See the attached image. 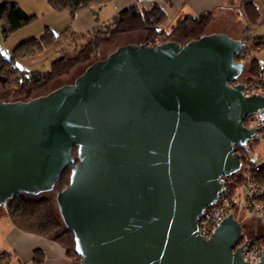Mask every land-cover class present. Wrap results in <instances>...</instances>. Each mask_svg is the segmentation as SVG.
Wrapping results in <instances>:
<instances>
[{"label":"water","instance_id":"obj_1","mask_svg":"<svg viewBox=\"0 0 264 264\" xmlns=\"http://www.w3.org/2000/svg\"><path fill=\"white\" fill-rule=\"evenodd\" d=\"M246 47L223 33L125 45L73 85L0 99V206L71 170L56 201L80 264H249L232 215L209 239L198 229L256 133L245 121L264 110L239 82Z\"/></svg>","mask_w":264,"mask_h":264},{"label":"trees","instance_id":"obj_2","mask_svg":"<svg viewBox=\"0 0 264 264\" xmlns=\"http://www.w3.org/2000/svg\"><path fill=\"white\" fill-rule=\"evenodd\" d=\"M52 9L56 11H68L71 17H75L79 11L87 10L96 5H105L113 0H46ZM264 1V0H263ZM249 23L255 25L262 14L253 3L245 7ZM35 15L27 14L19 4L6 2L0 7V22L2 24L3 37L6 39L19 29L30 25ZM213 20V12L200 16H191L179 19L170 25L167 15L159 7L154 5L149 10H142L137 5L130 6L113 19V26L105 31H99L91 36L82 45L76 48L72 57L62 56L52 63L51 70L47 73L38 71L28 72L19 68L17 59L27 58L43 53L46 50H59L61 44L59 37L48 30L40 39H32L20 44L10 58L4 57L0 51V79L4 91L3 99L8 102L27 101L40 94L52 92L53 83L64 76H68L78 65L95 63L100 59L101 49L118 48L122 37L133 34H141L144 37L143 44L158 46L169 41H176L182 45L189 41L197 40L205 35V32ZM253 46L264 49V41L261 39L249 40ZM260 65L258 60H253L246 65L244 77L254 79L257 77ZM12 85L11 87V84ZM76 159L77 149L73 150ZM71 170L66 171L55 184L51 192L42 195L22 194L14 197L8 204V210L13 225L20 231L32 234L60 245L72 264H80L81 258L75 251V242L59 212L56 196L64 190L70 182ZM9 255L0 256V264ZM46 255L41 250L34 253L33 264H45Z\"/></svg>","mask_w":264,"mask_h":264},{"label":"rangeland","instance_id":"obj_3","mask_svg":"<svg viewBox=\"0 0 264 264\" xmlns=\"http://www.w3.org/2000/svg\"><path fill=\"white\" fill-rule=\"evenodd\" d=\"M16 0H0V7L2 4L6 2L15 3ZM24 8L27 10L26 13L29 15H35L34 21L17 32L13 33L10 37L4 38L2 32V24L0 22V51L4 55V57L10 58L13 56V51L22 43L30 41L32 39H40L42 38L48 30L54 32L58 37L61 44V48L59 50L49 49L44 51L41 54L17 59L16 64L19 68L23 70H27L28 72L38 71L42 73H47L51 70L52 63L59 59L62 56L72 57L76 53V48L82 46L88 38L91 36H95L99 31H105L107 27L113 26V9L112 6H108L106 9V13L103 17L98 18L94 16L88 24L80 23L79 20H75L74 17H71L69 12L67 11H56L52 9L51 6L49 8L37 6L34 0H18ZM50 10V11H49ZM179 20V19H178ZM177 20V21H178ZM176 21V22H177ZM175 22V23H176ZM169 21L170 25H173ZM253 28V29H252ZM252 31L250 35L254 34V27H251ZM217 26H213V24L209 25L205 35H214L217 34ZM143 44V36L141 34H133L127 35L121 38L118 43V47L125 45H134L140 46ZM116 48L109 49L105 51V49H101L100 51V59L106 58L111 52H113ZM260 54H257L258 57ZM91 63H86L82 65H78L68 76L61 77L57 79L53 85L51 90H56L63 86L73 85L77 78H79L87 69V67ZM15 84V83H14ZM13 83L11 84L14 85ZM4 91L2 88V83L0 79V99L4 100ZM45 95L40 94L38 96ZM35 98V97H34ZM33 99V98H32ZM28 101V100H27ZM258 150L261 152L263 150V145L258 147ZM10 213L8 208L0 206V225L5 228L2 232L0 231V247L4 249V247H9L7 244L9 243L8 238L5 237V231L12 227L10 224ZM240 222L248 227L252 228H260L263 226V221H255L248 217L245 212L242 217L238 218ZM2 220V221H1ZM12 221V220H11ZM2 228V229H3ZM1 229V230H2ZM10 248V247H9ZM3 264H20L15 257L7 258L6 261H3Z\"/></svg>","mask_w":264,"mask_h":264},{"label":"crops","instance_id":"obj_4","mask_svg":"<svg viewBox=\"0 0 264 264\" xmlns=\"http://www.w3.org/2000/svg\"><path fill=\"white\" fill-rule=\"evenodd\" d=\"M15 3L19 4L25 12L27 11L18 0ZM35 3L38 7L49 8L50 6L46 0H36ZM248 3L257 6L262 14L255 25L249 23L245 9ZM133 5H137L142 10H149L154 5L159 6L172 23H175L178 19L213 12V20L210 25L217 26V34L223 33L233 39L243 40L245 43L249 42L247 39H261L264 41L263 0H113L105 5H96L90 9L79 11L74 18L82 24H88L94 16L103 17L108 6H112L113 18L122 10ZM251 27H254L253 35H250L253 29ZM259 54L255 60H258L260 66H264V49ZM10 224H12V227L5 231V237L9 241L7 245L10 248L4 247L3 249L0 247V256L8 254L7 258L14 256L20 264H33L35 251L41 250L46 255L45 264H72L66 255V251L60 245L20 231L13 225L11 219ZM2 228L0 225V231L3 232L5 228Z\"/></svg>","mask_w":264,"mask_h":264},{"label":"built area","instance_id":"obj_5","mask_svg":"<svg viewBox=\"0 0 264 264\" xmlns=\"http://www.w3.org/2000/svg\"><path fill=\"white\" fill-rule=\"evenodd\" d=\"M246 45L237 60L245 66L261 51V47L253 46L251 42ZM243 85V94L247 98L264 95V66L260 67L257 77L246 78ZM246 128L256 133L237 152L241 161L239 171L219 179L218 199L205 209L198 221L199 232L206 239L231 215L240 221L238 218L246 212L255 221L264 220V110L251 114L246 120ZM261 145L263 150L260 152L258 147ZM240 247H243L244 262L259 264L264 254V237H248L237 249Z\"/></svg>","mask_w":264,"mask_h":264},{"label":"flooded vegetation","instance_id":"obj_6","mask_svg":"<svg viewBox=\"0 0 264 264\" xmlns=\"http://www.w3.org/2000/svg\"><path fill=\"white\" fill-rule=\"evenodd\" d=\"M245 79L246 78L243 76V79L241 78L239 80V82H243ZM235 84L236 83H231V85H235ZM245 126H246V121H245ZM237 152H239V148L237 149ZM9 202H8V204H9ZM8 204H7V206H2V207H5L7 209ZM238 222L240 223V225L242 227V234H241L239 244L242 243L243 241H245L248 237H257V236L264 237V223H263V226L260 228H252V227H248V226L242 224L240 221H238Z\"/></svg>","mask_w":264,"mask_h":264}]
</instances>
